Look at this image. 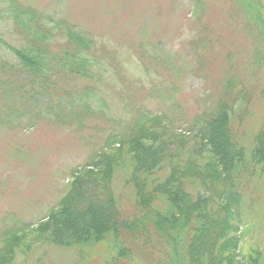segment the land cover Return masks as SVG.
<instances>
[{"label":"rangeland","instance_id":"1","mask_svg":"<svg viewBox=\"0 0 264 264\" xmlns=\"http://www.w3.org/2000/svg\"><path fill=\"white\" fill-rule=\"evenodd\" d=\"M17 1L45 15L36 25L42 35L50 37L52 49L48 54L41 51L40 60L51 62L56 81H60L57 89L63 92L51 100L49 93L37 95L29 106H19L21 116L14 117L15 110L6 113L0 107V248L5 251L4 262L106 264L115 254L112 233L107 232L106 239L95 244L61 247L50 239L52 222L36 227L67 191L74 190L76 179L86 192L105 174L123 218L138 214L130 181L134 155L109 151L99 168L84 167L86 159L105 150L108 133L120 123L132 124L137 110L144 116L162 115L148 127L150 133L159 135L154 143L165 144L168 153L158 148L160 153L179 160L191 154L209 157L205 142L188 133L191 122L206 108L210 110L220 96L229 101L239 97L240 89L245 98L233 101L230 127L243 144L252 146V136L264 123L260 97L264 64L253 60L254 46L246 27L236 22L226 0ZM19 39L21 45L24 39ZM30 45L40 49V44ZM78 46L85 49L82 55L98 62L101 76L86 79L57 63L56 53L63 55ZM9 58L6 50L0 53L5 62ZM25 75L33 76L24 73L19 79ZM230 80L235 84L230 87L229 82L227 87ZM83 88L90 90L85 93L91 109L106 110L108 116L76 115L77 110L85 109L76 101ZM98 97L107 105L97 104ZM143 158L149 161L148 154L140 156L141 163ZM166 169L162 164L158 174L164 177ZM246 180L230 264H264V171L257 167ZM160 199L157 202L164 208L165 200ZM22 224H30L29 229L22 231ZM12 232L19 239L9 249L2 239L12 240ZM121 234L129 244L136 235L126 229ZM135 251L143 254L144 248Z\"/></svg>","mask_w":264,"mask_h":264},{"label":"trees","instance_id":"2","mask_svg":"<svg viewBox=\"0 0 264 264\" xmlns=\"http://www.w3.org/2000/svg\"><path fill=\"white\" fill-rule=\"evenodd\" d=\"M226 1L236 22L242 28L246 27L244 31L248 32V39L254 46L253 60L264 64V0ZM45 18L42 12L35 11L31 6H23L17 0H0V53L6 50L11 58L6 61L9 63L0 59V107L9 111L6 113L15 110L14 117L22 115L19 106H29L37 95L49 93L51 100L63 92L57 89L60 81H56L51 62L40 60L43 53L48 54L52 49L48 41L50 37L42 35L36 25ZM53 27L56 29V24ZM21 36L24 42L18 45ZM68 36L72 37L70 34ZM31 42L40 44V49L37 46L32 48ZM84 50V47L78 46L63 55L56 53L57 63L64 70L78 73L83 78H98L101 76V69L96 65L98 62L82 55ZM50 57L54 58L53 55ZM231 60L229 56L228 63L231 64ZM95 69L99 73H95ZM24 73L33 76L26 78L25 75L20 80ZM229 82L230 87L235 84L230 80L227 87ZM83 89L76 101L85 109L77 110L76 115L84 116L90 112L101 117L108 116L106 110L97 112L91 109L93 107L87 101L89 95L85 93L90 90ZM239 94L231 101L220 96L210 110L206 108L191 122L192 130L188 133L195 134L205 142L209 157L191 154L179 160L174 155L167 156L163 153L165 144L156 145L153 141L159 135L150 133L148 129L152 120L160 119L162 115L144 116L137 110L132 124L127 126L126 122L120 123L116 130L108 133L103 146L105 150L99 149L86 159L84 167L99 168L109 151L124 150L134 155L130 181L135 190L137 215L123 218L105 174L98 185L86 192L80 189L76 179L74 190L67 191L57 207L51 209L45 220L36 227L52 222L50 239L61 247L95 244L106 239L107 232L112 233L115 254L106 264H230L236 247L237 225L241 222L238 209L246 177L253 175L257 167L264 171V123L252 136L250 147L247 142L243 144L242 138L236 132L237 135H234L230 127L233 101L245 98L243 89L239 90ZM260 97L264 102V90ZM97 101V104H106L103 98L98 97ZM58 104L61 107V103ZM61 109H65V106ZM44 110H47V106ZM164 119L168 120L166 117ZM4 120L11 119L5 117ZM160 126L165 125L162 123ZM158 148L163 152L160 153ZM144 154L149 155V161L143 158L144 163H141L140 156ZM201 156L204 155L201 153ZM162 164L167 167L164 177L158 174ZM99 188L101 192L98 194ZM158 198L165 200L164 208L161 207L163 203L157 202ZM29 225L22 224V231L28 230ZM140 228L141 231H138ZM122 229L136 234L131 236L132 244L123 237ZM12 235V240L7 241V237L2 239L9 249H13L19 239L14 232ZM137 248H144L143 254L137 253ZM4 253V248H0V264H5Z\"/></svg>","mask_w":264,"mask_h":264}]
</instances>
